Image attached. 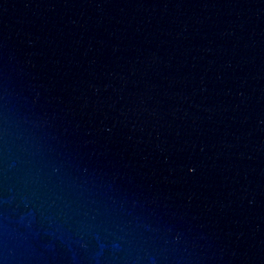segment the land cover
<instances>
[{
  "label": "water",
  "instance_id": "1",
  "mask_svg": "<svg viewBox=\"0 0 264 264\" xmlns=\"http://www.w3.org/2000/svg\"><path fill=\"white\" fill-rule=\"evenodd\" d=\"M0 264H264V0H0Z\"/></svg>",
  "mask_w": 264,
  "mask_h": 264
}]
</instances>
